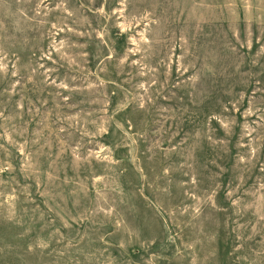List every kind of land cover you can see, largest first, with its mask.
Wrapping results in <instances>:
<instances>
[{"label": "rangeland", "instance_id": "374dc122", "mask_svg": "<svg viewBox=\"0 0 264 264\" xmlns=\"http://www.w3.org/2000/svg\"><path fill=\"white\" fill-rule=\"evenodd\" d=\"M0 264H264V0H0Z\"/></svg>", "mask_w": 264, "mask_h": 264}]
</instances>
